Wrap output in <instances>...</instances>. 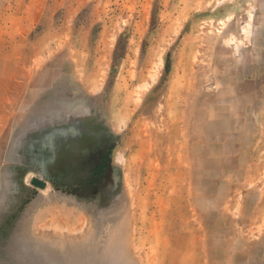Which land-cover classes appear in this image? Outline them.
<instances>
[{"label":"rangeland","instance_id":"obj_1","mask_svg":"<svg viewBox=\"0 0 264 264\" xmlns=\"http://www.w3.org/2000/svg\"><path fill=\"white\" fill-rule=\"evenodd\" d=\"M0 264H264V0H0Z\"/></svg>","mask_w":264,"mask_h":264},{"label":"water","instance_id":"obj_2","mask_svg":"<svg viewBox=\"0 0 264 264\" xmlns=\"http://www.w3.org/2000/svg\"><path fill=\"white\" fill-rule=\"evenodd\" d=\"M32 184H34L37 187H41V188L45 186V182L37 178L32 179Z\"/></svg>","mask_w":264,"mask_h":264}]
</instances>
